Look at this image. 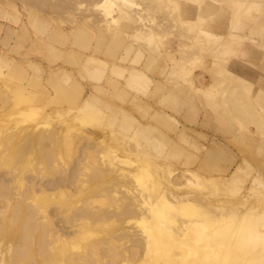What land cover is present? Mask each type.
Returning a JSON list of instances; mask_svg holds the SVG:
<instances>
[{
    "label": "rangeland",
    "instance_id": "1",
    "mask_svg": "<svg viewBox=\"0 0 264 264\" xmlns=\"http://www.w3.org/2000/svg\"><path fill=\"white\" fill-rule=\"evenodd\" d=\"M123 1L0 0V264H264V0Z\"/></svg>",
    "mask_w": 264,
    "mask_h": 264
},
{
    "label": "bare ground",
    "instance_id": "2",
    "mask_svg": "<svg viewBox=\"0 0 264 264\" xmlns=\"http://www.w3.org/2000/svg\"><path fill=\"white\" fill-rule=\"evenodd\" d=\"M115 1H117V0H114V1L112 0V2H110V1H108V0H106V1H104V0L101 1V0H100V2H98V5H97V6L100 5L99 3H104V4H101L102 6H104V5L108 6L107 4L110 3L109 5L112 6L113 2H114V4L116 3ZM119 1L121 2V0H119ZM129 1H130V0H128L127 2H126V1H123V2H122V3H123L122 5H124L125 3H126V4L128 3L129 5H133V6L135 5V3H133V2H134L133 0H131V2H129ZM148 1H150V0H148ZM192 1H193V2H199V1H202V3H203V0H192ZM192 1H190V2H192ZM228 1H230V2H229L230 7L233 6V5H235L234 7H236V6H239L237 3H239L241 0H228ZM146 2H147V1H146ZM105 3H107V4H105ZM111 3H112V4H111ZM131 3H132V4H131ZM114 4H113V5H114ZM128 4H127V5H128ZM136 4H137V6H139V3H136ZM30 5H31V4H30ZM144 5H145V4H144ZM111 6H109V7H111ZM114 6H115V5H114ZM135 6H136V5H135ZM205 6L207 7V4H206ZM130 7H131V6H130ZM200 7H201V6H200ZM213 7H214V6H213ZM215 7H216V5H215ZM234 7H233V8H234ZM111 8L113 9V7H111ZM139 8H141V7H139ZM143 8H144V7H143ZM198 9H199V8H198ZM211 9H212V8H211ZM113 10H116V9H113ZM113 10H112V12H114ZM140 10H141V9H139L138 12H139ZM208 11H210V10H208ZM208 11H203V10L200 11L202 16L199 18V20L197 19L198 21L196 20V21L194 22V26H196V23H197V25H199V24H201L202 22H203V23L205 22V15H204V14L207 13ZM198 12H199V11H198ZM237 12H239V11H237ZM140 13H141V12H140ZM199 14H200V13H199ZM134 15H135V14H134ZM137 16H138V15H137ZM117 17H118V16H117ZM197 18H198V17H197ZM96 19H97V18H96ZM96 19H95V20H96ZM108 19H110V18H108ZM108 19H107V21H110V20H108ZM119 19H120L119 17H118V19H116L115 17H113V24L115 25V24L119 21ZM127 19H128V18H127ZM100 21H101V20H100ZM100 21H98V22H100ZM95 22H96L97 25H98L97 20H96ZM101 22H103V20H102ZM233 22L235 23V21H233ZM96 23H95V24H96ZM109 23H110V22H109ZM109 23H108V24H109ZM190 23H191V22H190ZM113 24H112V25H113ZM172 24H173V23H172ZM188 24H189V23H188ZM191 24H192V23H191ZM191 24H190V25H191ZM112 25H108L109 28H111ZM230 25H232V24H230ZM232 26L235 28V25H232ZM200 27H203V26H198V28H200ZM229 27H230V26H229ZM141 28L143 29V27H141ZM203 28H204V27H203ZM142 29H141V30H142ZM144 29H145V28H144ZM231 29H232V28H231ZM109 30H110V29H109ZM197 30H198V29H197ZM199 30H200V31H199ZM199 30H198V31L201 32L200 34H202L203 29L201 28V29H199ZM232 30H233V29H232ZM137 31H138V30H137ZM204 31H205V30H204ZM204 31H203V32H204ZM228 31H229V30H228ZM133 32H134V31H133ZM87 33H88V32H87ZM139 33H140V32H139ZM204 33H206V32H204ZM204 33H203L202 35H205V36H208V37H210V35H211V36H212L211 38H213V39L215 38L216 41H217L218 39H221V37H219V36H217V35H213V34H209V33L204 34ZM232 33H235V32L233 31ZM134 36H135V35H134ZM197 36H200V35H197ZM238 36H239V35H236V34H232V35H231V33H230V40H231V39H234L235 37H238ZM228 38H229V36H228ZM222 40H223V39H222ZM132 41H133V40H132ZM211 41H212V40H211ZM201 42H202V41H201ZM165 43H166V42H165ZM206 43H207V42H206ZM164 46H165V45H164ZM161 47H162V46H161ZM96 52H97V51H96ZM168 57H170V56H168ZM88 58H89V57H88ZM92 58H93V57H92ZM166 58H167V56H166ZM169 59H170V58H169ZM87 60H89V59H87ZM90 60L93 61V59H91V58H90ZM173 60H174V59H173ZM174 62H176V61H174ZM223 65H224V64H223ZM229 65H230V64H229ZM115 67H116V66H115ZM222 67H223V66H222ZM231 67H232V66H231ZM231 67H230V69H231ZM228 69H229V68H228ZM129 74H131V73H129ZM168 75H170V74H168ZM143 76H144V74H143ZM143 76H142V77H143ZM146 76H147V75H146ZM146 76H145V77H146ZM223 76H224V75H223ZM130 77H131V76H130ZM134 77L136 78V76H134ZM145 77H144V78H145ZM91 78H92V77H91ZM96 78H98V77H96ZM132 78H133V77H131V80H132ZM94 79H95V77H94ZM131 83H133V82H131ZM214 83H216V82L214 81ZM232 85H233V84H232ZM232 85H231V86H227V87L224 85V86H225L224 89L230 87L229 90L232 91V90H231V87L234 86V85H233V86H232ZM212 86H213V85L211 84V87H212ZM235 87H236L235 89H236L237 92H234V91H235V89H233L234 87L232 88V89L234 90V91H233V92H234V96H235V98H236V96H239L240 99L236 98V100H235V98H234V100H231L232 98L229 97V98H230V101H232V102H230V104L232 103L233 105L235 104V106H238V105L241 103V101H242V104H240L241 106L245 105V103L250 104L247 100H244L245 95H244L243 93H242V94L244 95V96L242 95V96H243V99H241L242 96H240V94H238V93H240V92H238V90H239V88L241 89V87L237 88V87H238L237 85H235ZM209 89H210V88H209ZM221 89H222V88H221ZM224 89H223V90H224ZM210 90H211V89H210ZM229 90H228V91H229ZM224 91H227V89L224 90ZM224 91H223L222 93H226V92H224ZM228 91H227V93H228ZM239 91H240V90H239ZM242 92H243V91H242ZM236 93H237V94H236ZM225 95H228V94H225ZM223 96H224V95H223ZM223 96H222V97H219V98H220V99H221V98H222V99L224 98L225 100H229V99L225 98V96H224V97H223ZM229 96H232V95L229 94ZM227 97H228V96H227ZM222 99H221V100H222ZM221 100H220V101H221ZM243 100H244V101H247V102L244 103ZM234 101H236V102L238 101V103H236V102L234 103ZM239 101H240V102H239ZM227 102H229V101H227ZM85 103H86V102H85ZM89 103H90V101L88 102V104H89ZM243 103H244V104H243ZM88 104L86 105V108H87V106L90 107V105H91V104H90V105H88ZM227 105H228V104H227ZM240 105H239V106H240ZM230 106H231V105H230ZM239 106H238L237 110L239 109ZM250 106H251V105H250ZM81 107H82V106H81ZM84 107H85V105H84ZM243 107H245V106H243ZM248 107H249V106H247V107H245V108H248ZM230 108H232V107H230ZM250 108H251V107H250ZM79 109H80V108H79ZM81 109H82V108H81ZM83 109H84V108H83ZM233 109H234V108H233ZM233 109H232V110H233ZM241 109H242V108H241ZM241 109H239V111H240ZM248 109H249V108H248ZM251 109H253V108H251ZM243 110H245V109H243ZM234 112H235V111H234ZM234 112H232V114H234ZM236 112H237V111H236ZM240 112H242V111H240ZM252 112H253V113H256L254 110H253ZM245 113H247V112H245ZM245 113H243L242 115H244V116L246 115V117L249 116L248 114H251L252 116L254 115V114H252V113H250V112L247 113V114H245ZM235 114H236V113H235ZM232 116H233V115H232ZM234 116H237V115H234ZM238 116H240V114H238ZM256 116H258V115H256ZM256 116H255V117H256ZM241 117H242V116H240L239 118H241ZM249 117H250V116H249ZM249 117H248V118H249ZM235 118H237V117H235ZM241 119H242V118H241ZM252 119H253V117H250V121H249V120H246V121H247V122L249 121L248 123H252L253 121H255L253 124H257V123H256L257 121H258V122L261 121V120L258 119V118H254V120L251 121ZM256 119H258V120L256 121ZM244 120H245V119H244ZM244 120H243L242 122H244ZM239 121H240V120H239ZM240 122H241V121H240ZM244 123H245V122H244ZM261 123H262V122H259L258 125H260ZM263 124H264V123H262V126L264 127ZM256 127H257V126H256ZM259 128H260V127H259ZM257 130H258V128H257ZM259 130L262 131V128L259 129ZM263 131H264V129H263ZM39 138H40V137H39ZM49 138H50V137H49ZM47 141H48V140H47ZM40 142H42L41 139H40ZM43 143H44V142L39 143V144L42 145ZM66 143L70 144V142H67V141H66ZM63 144H64V143H63ZM44 146H45V148H46V145H44ZM66 146H67V145L65 144V147H66ZM39 149H40V148H39ZM43 149H44V148H43ZM49 149H50V148H49ZM45 150H46V149H45ZM43 151H44V150H43ZM41 152H42V151H41ZM47 152H48V153H51L50 151H47V150H46V152H45V155H46V156L48 155ZM42 155H44V152H43ZM50 155H51V154H50ZM50 155H49V156H50ZM39 156H40V155H39ZM43 157H44V156H43ZM50 157L52 158V156H50ZM48 160H49V159H48ZM50 162H51V161H50ZM51 165H52V164H51ZM89 166H90V165H89ZM89 166H88V167H89ZM90 167H91V166H90ZM15 168H16V167H15ZM48 168H49V167H48ZM50 168H51V167H50ZM17 170H18V169H17ZM19 171H20V170H19ZM101 171H102V170H101ZM14 172H15V170H14ZM42 172H43V171H42ZM90 172H91V174L94 172V173L92 174V175H94V176H96L97 173H100V172H98V169H97L96 167L92 168V169L90 170ZM105 173H106V172H105ZM19 174H20V173H19ZM19 174H18V175H19ZM24 174H25V173H24ZM39 174H40V173H39ZM70 176H71V177H70ZM70 176H69V177H70V180H68V179H65V180H64V179H63V180H64L63 182H59V183L57 182V183H55V184H53V185H51V184H50V185H45V184H43V185H41L40 190H39L38 192H40V191H47V190H48V191H54V190H56V189L64 188V186L67 187L66 185H70V184H69L70 181H71V182H74V181L76 180L75 178H76V176H77V171H76V170L73 171V172L70 174ZM99 176H101V174H100V175L97 174V177H99ZM90 177H92V176H90ZM92 179H93V178H92ZM15 180H16V179H15ZM17 180H18V184H17V182H16V185H17V186H16V185H15V186L18 188V192L15 193V194H18L22 199H23V197H24V198L27 199V200H28V197H29V196H30V198H31L32 196H34L35 198L37 197V196H36V194H38V193H37V190H36V189H35V190L33 189L34 184H32V185L30 184V185L28 186L29 188H24V187H23V183H24V185H25V183H26V182H24L25 179L23 180L21 177H19ZM17 180H16V181H17ZM68 181H69V182H68ZM83 181H84V180H83ZM14 182H15V181H14ZM65 182H68V183H66V185H64ZM87 183H88V182H87ZM13 184H14V183H13ZM35 184H36V183H35ZM71 184H72V183H71ZM88 184H89V183H88ZM37 186H38V185H37ZM16 187H15V188H16ZM4 188L6 189V187H4ZM9 188H12V187H9ZM15 188H14V189H15ZM5 189H4V191H5ZM7 189H8V186H7ZM31 189H33V193H32L31 195H30V194H27L28 197L25 196L26 193H28V192H29V193L32 192ZM9 190H10V189H9ZM9 190H6V191H9ZM15 190H17V189H15ZM30 190H31V191H30ZM4 191H2L1 194H3ZM14 192H15V191H14ZM99 192H100V191H99ZM4 193H5V195H6V192H4ZM42 193H43V192H42ZM23 194H25V195H23ZM54 194H55V193H54ZM18 195H16V196L18 197ZM51 195H52V194H51ZM59 195H60V194H59ZM64 195H65V192H64L63 194H62V192H61V197H60V198H65V197H62V196H64ZM67 195H68V194H67ZM100 195H101V194H100ZM6 196H7V195H6ZM2 197H3V196H2ZM54 197H55V196H54ZM95 197H96V195H95ZM131 197H132V196H131ZM134 197H136V196H134ZM137 197H139V196H137ZM176 197H177V196H176ZM4 198L6 199V200H5V199H4V200L7 201L8 198H6V197H4ZM12 198H13V197H12ZM18 198H19V197H18ZM30 198H29V199H30ZM32 198H33V197H32ZM67 198H68V196H67ZM118 198H119V197H118ZM22 199L19 201V204H20V202L23 203V202H22ZM25 199H24V200H25ZM92 199H93V198H92ZM9 200L12 201V199H9ZM9 200H8V201H9ZM8 201H7V206L10 204V203L8 204ZM11 201H9V202H11ZM95 201H96V200H95ZM145 201H146V200H145ZM92 202H93V201H92ZM100 202H101V201H100ZM24 203H25V202H24ZM139 203H140V202H139ZM89 204H90V203H89ZM93 204H94V203H93ZM143 205H144V204H143ZM7 206H6V207H7ZM69 206H70V205H69ZM69 206H68V207H69ZM1 207H3V205L0 206V209H1ZM15 207H16V208H15V209H16L15 211H16V214H17V216H18V214H20V213H17L18 209H19L18 212L23 211V210L21 209V208H22V204H20V205H16ZM23 207H24V206H23ZM26 207H27V206H25L24 209H26ZM65 207H66V206H65ZM68 207H67V208H68ZM71 207H72V206H71ZM28 208H32L33 211L39 209V207L36 208V206L34 207V206H31V205L28 206ZM32 209H31V210H30V209H29V210L26 209V211H28V212H26V213H27V214H28L29 212L31 213ZM122 209H125V208H122ZM136 209H138V208H136ZM143 209H145V208H142V210H143ZM87 210H88V209H87ZM140 210H141V209H140ZM142 210H141V211H142ZM148 210H150V209L148 208ZM144 211H146V210H144ZM34 212H35V211H34ZM34 212H32V213H34ZM75 212H76V211H75ZM75 212H73V213L76 214ZM85 212H86V211H85ZM94 212H95V211H94ZM121 212H122V211H121ZM126 212H127V211H126ZM126 212H125V213H126ZM0 213H1V211H0ZM22 213H24V212H22ZM26 213H25V214H26ZM30 213H29V215L32 214V213H31V214H30ZM35 213H36V212H35ZM78 213H79V212H78ZM87 213H88V212H87ZM125 213H124V214H125ZM135 213H136V212H135ZM141 213H142V212H141ZM14 214H15V213H14ZM16 214H15L14 217L17 218ZM42 214H43V213H42ZM89 214H90V211H89ZM89 214H88L87 216H89ZM91 214H93V213H91ZM106 214H108V213H106ZM138 214H139V212H138ZM144 214H145V213H144ZM33 215H34V214H33ZM33 215H31V218H32ZM36 215H37V214H36ZM77 215H78V214H77ZM77 215H76V216H77ZM82 215H83V212H82ZM84 215H85V213H84ZM169 215H170V214H169ZM26 216H27V215H26ZM80 216H81V215H80ZM135 216H136V215H135ZM148 216H149V215H148ZM12 217H13V216H12ZM28 218H30V217H28ZM28 218H27V219H28ZM31 218H30V219H31ZM96 219H98V218H96ZM96 219H95V220H96ZM101 219H102V218H101ZM118 219H120V218H118ZM83 220H84V219H83ZM91 221H92V220H91ZM98 221H100V220H98ZM29 222H31V221H30V220H29V221L26 220L24 226L21 228L22 230L20 229V230L22 231V233H24V237H22L23 239H22V238H21L22 240L20 239L22 242H21L20 245H19V247L22 248V250H20V252L22 253V255H24L23 252L25 253V249H26L25 246H26L28 243H30L31 240L33 239V236H32V235L35 234L34 230H36V229H38V228L41 229V227H43V223H41V224H42V226H41V224H40V222H39V225H40V226L37 227V224H38V223H36L35 226H32L31 224H33V223H30V224H29ZM36 222H37V221H36ZM93 222H94V221H93ZM96 222H97V221H96ZM96 222H94V223H96ZM120 222H121V221H120ZM93 225H94V224H93ZM44 227H45V226H44ZM84 227H86V226H84ZM83 229H84V228H83ZM83 229H82V230H83ZM61 230H62V229H61ZM99 230H100V229H99ZM183 231H184V230H183ZM86 232H87V231H86ZM47 233H48V232H47ZM167 233H168V232H167ZM63 234H64V233H63ZM21 236H22V235H21ZM43 236H45V235H43ZM133 236H135V235H133ZM141 236H142V235H141ZM31 237H32V239H31ZM135 237H136V236H135ZM30 239H31V240H30ZM35 239H36V238H35ZM35 239H34V240H35ZM140 239H141V238H140ZM182 239H183V238H182ZM29 240H30V242H29ZM187 240H188V239H187ZM32 241H33V240H32ZM36 241H37V240H36ZM19 242H20V241H19ZM32 243H34V242H31L30 245H32ZM40 243H41V240H40ZM100 243H101V242H100ZM101 244H103V243H101ZM134 244H135V243H134ZM147 244H148V243H147ZM243 244L245 245V243H243ZM22 245H23V246H22ZM185 245H189V244H187V242H186ZM41 246H42V245H41ZM41 246H40V247H41ZM144 246H145V245H144ZM16 248H17V247H16ZM27 249H29V248H27ZM144 249H145V248H144ZM194 250H195V249H194ZM144 251H145V250H144ZM128 252H130V251H128ZM16 253H17V252H16ZM21 253H20V255H19L20 257L22 256ZM41 253H42V252H41ZM17 254H19V252H18ZM17 256H18V255H17ZM115 256H116V255H115ZM132 257H133V256H132ZM13 258H14V256H13ZM30 259H31V258H30ZM82 259H83V258H82ZM85 259H86V258H85ZM85 261H86V260H85ZM107 261H108V260H107ZM88 262H89V261H88ZM90 262H91V260H90ZM92 262H93V261H92Z\"/></svg>",
    "mask_w": 264,
    "mask_h": 264
}]
</instances>
